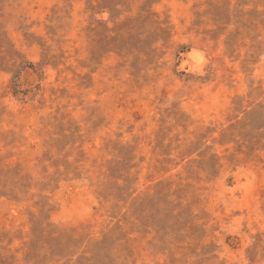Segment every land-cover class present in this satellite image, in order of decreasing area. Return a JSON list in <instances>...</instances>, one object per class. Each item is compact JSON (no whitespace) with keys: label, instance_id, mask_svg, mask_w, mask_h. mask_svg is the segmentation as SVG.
<instances>
[{"label":"rangeland","instance_id":"obj_1","mask_svg":"<svg viewBox=\"0 0 264 264\" xmlns=\"http://www.w3.org/2000/svg\"><path fill=\"white\" fill-rule=\"evenodd\" d=\"M0 264H264V0H0Z\"/></svg>","mask_w":264,"mask_h":264},{"label":"bare ground","instance_id":"obj_2","mask_svg":"<svg viewBox=\"0 0 264 264\" xmlns=\"http://www.w3.org/2000/svg\"><path fill=\"white\" fill-rule=\"evenodd\" d=\"M192 56H193V54H192ZM192 59H193V58H192ZM196 60H197V59H196ZM191 65H192V64H190V67H191ZM198 66H199V65H198ZM191 68H192V67H191ZM191 68H190V69H191ZM195 68H196V67H195ZM192 70H193V69H192ZM195 70H196V69H195Z\"/></svg>","mask_w":264,"mask_h":264}]
</instances>
